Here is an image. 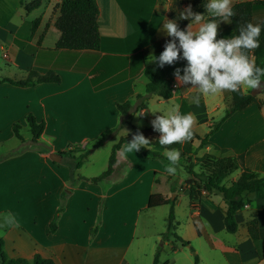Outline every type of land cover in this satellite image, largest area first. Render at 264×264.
<instances>
[{
  "label": "crops",
  "instance_id": "obj_1",
  "mask_svg": "<svg viewBox=\"0 0 264 264\" xmlns=\"http://www.w3.org/2000/svg\"><path fill=\"white\" fill-rule=\"evenodd\" d=\"M30 1L32 0H24L22 4L19 0H0V6L5 10H8L11 4L17 3L16 10L19 16L17 22L7 19L0 23V51L11 61L8 71L14 67L18 70L20 78H24L29 70H35L39 74L53 70L60 76V81L42 82L25 87L0 82V131L5 129L13 134L11 129L13 123L20 122L23 125L27 113L31 112L36 121H44V130L38 141L44 138L43 135L46 132L59 140L47 142L48 146L45 145L48 148L47 152L21 150L0 160V215L11 213L17 221L16 226L0 227V238L6 248L9 232H15L18 238L23 237L26 240L25 248L28 250L24 256L31 258L37 246L29 242L27 238L32 236L34 229L36 231L38 226L44 227L46 234L60 241L61 246L73 247L79 234L76 221L80 220L82 223L85 220L87 223L84 230V242L91 249L92 255L84 262L65 260L66 257L62 256V253L59 256L54 251H50L51 255L43 253L41 255L52 258L56 264H131V260H126L124 251H114L117 249L116 245L120 244L118 238L122 231L117 230L118 226L112 221L113 208L110 206L113 204L115 208L118 198L126 200L129 198L134 211L140 213L143 209H147L148 196L151 193H160L152 188L157 184L156 174L169 175L165 171V159L145 158L137 151L129 153L130 156L127 155L128 158L132 157L133 162L141 160L147 164L150 184L145 189L143 188L145 179L139 173L135 163L132 164V168L130 167L124 179L110 184L111 186L106 189L101 187V183L108 181L107 179L96 184L83 179L78 180L66 199L64 210L57 220L56 230L50 233L48 224L58 206L60 193L68 184L66 181H68L69 170L67 164L59 162L62 156L60 160L54 162L48 154L67 151L79 144L89 143L88 136L94 142L104 130L116 126L119 122V113L115 104L125 100H131L134 103L136 94H144L147 79L143 73V64L152 60L151 55L159 56L165 42L170 39L162 30L163 18L177 19L178 26L184 29L191 22L179 19L180 13L189 5L194 12L201 11L198 6L195 7L192 0H96L97 22L101 37L100 48L75 51L54 49V44L59 37V31L54 22L61 0H40L37 8L26 12L24 4ZM239 1L242 0H231V6ZM42 6L44 10L32 18L33 11ZM55 7L56 13L50 21V14ZM20 9L25 10L27 14L24 16ZM201 13L205 15V21L202 22L216 19L217 39L228 37L231 31L230 21L211 17L205 9ZM36 18L38 22L31 31L32 21ZM50 31L54 33L53 38L47 37ZM2 77L6 76L0 75V78ZM242 91L249 92L243 88ZM190 92H194L196 97H199L198 103L187 102ZM207 95H215L217 104L223 102L224 108L225 103L230 101L228 90L215 94H201L197 88L179 85L175 80L170 98L163 99L152 95L148 97V102L145 101V105L148 106L147 103L160 100L161 103H155L156 109L166 111L176 106L181 112L191 114L193 116L192 135L188 141L195 149L199 146L198 138L204 136L209 125L223 116V114L218 117L212 115L216 112L214 107H210L212 113L207 119L206 112L201 116L197 113L195 106L203 103ZM256 98L262 101V104L258 106L256 103H251L228 116L208 137L209 143L205 145L204 151L210 153L214 150L213 146H217L227 149L230 154H242L245 167L264 175V92L256 95ZM198 124L203 126L201 133L196 130ZM150 126L151 124L144 128ZM62 138H65L64 142L60 141ZM123 148L126 149V144L120 149ZM119 152L120 150L117 152L116 162L120 157ZM18 166H25L27 170H30L26 180L16 181L2 175L3 169ZM35 167L38 169L37 175ZM79 170H74V177L83 176L80 175ZM239 173L240 171H235L234 177L229 182H224V185H229ZM8 174L11 175V172ZM60 174L62 178L58 179L57 176ZM187 193L188 190L185 189L182 194L187 195ZM161 194L165 196V193ZM202 194L199 203L193 210L191 209L190 217L187 218L194 228L193 234L207 232L212 247L219 248L224 254L234 253L240 264H263L264 259L260 258V240L264 238V190H256L253 193V203L244 206L235 215L238 229L235 233H231L233 236L230 237L233 238L227 236V240L219 238L215 241L211 238V233L221 234L224 230L225 205L218 194L207 192ZM101 197H104V207L101 212L100 227L90 239L92 219L88 222L86 218H83L97 216ZM180 197L178 196L177 199ZM253 217L257 220L260 238L258 240L250 239L247 233L246 223ZM0 222H6V218L0 216ZM61 236L63 238H60ZM163 243L164 246H170L168 240ZM180 247L182 246L170 249L175 252ZM108 251H110V257H108ZM166 263L174 264V259Z\"/></svg>",
  "mask_w": 264,
  "mask_h": 264
},
{
  "label": "trees",
  "instance_id": "obj_2",
  "mask_svg": "<svg viewBox=\"0 0 264 264\" xmlns=\"http://www.w3.org/2000/svg\"><path fill=\"white\" fill-rule=\"evenodd\" d=\"M23 4L24 0H19ZM195 7L203 12L205 0H192ZM40 5V0H32L24 4L26 12L37 8ZM234 15L229 18L231 24V31L228 36L237 35L239 29L244 24L261 23L264 24V0H242L232 5ZM98 7L96 0H61L58 4V14L56 16L54 25L59 31V37L57 38L54 49H67V50H98L100 48V32L97 22ZM38 22V18L32 21L31 31L35 28ZM248 56L253 59L257 65L264 67V30L260 36V47L248 51ZM186 61L181 59L176 60L172 65H165L159 67L155 63H151V60L146 61L143 64V73L147 79L144 87V94H136L135 102L125 100L115 104L119 113V123L109 129L104 130L97 140L93 143L92 147L95 148L101 145L109 134L116 132L121 124L127 123L129 114L136 111L142 105V102L149 96L156 95L163 99H168L172 96L173 86L176 77L173 75L174 69L181 68V75H183V66ZM60 76L53 70H48L43 74H39L35 70H29L25 78L12 79L7 77L0 78V82H8L16 86H32L42 82H59ZM261 82L264 83V80ZM229 106L226 108L223 116L209 126L208 131L203 137L199 139V147L208 145V137L212 135L220 126V124L233 112L244 109L251 103H256L258 106L262 104V101L256 98V95H250L240 92L229 91ZM26 123L31 133V141L37 142L40 135L44 130V121H36L33 114L28 112L26 115ZM20 125L15 123L12 125V132L14 136L23 141V137L19 132ZM136 132L142 133L146 138L150 140V143L146 147L142 146L139 152L143 157L149 159H165L162 151H167L171 148L179 149L181 152V161L183 163L185 171L191 175L185 184L188 190V205L190 208H194L199 203L202 197V192L213 193L220 195L224 202V216L223 226L224 230L228 233H235L238 229V224L235 219V215L245 206L252 202L253 193L258 190H264V175H260L257 172L244 166V160L242 154H230L227 149L213 146L214 150L218 151L219 155L214 156L211 153H204L200 157H195V151L190 141H184L169 146H161L158 144L159 133L154 131L152 125L148 128L139 129L132 127V131L121 135L118 140L111 146L110 154L107 161L106 168L99 174L91 177L77 176L74 177V170L79 169L81 166V160L88 155L89 151L79 150L78 148H70L67 151L58 152L62 157L68 158L66 164L68 166V184L61 191L59 196L58 206L48 224L50 233L56 230L57 220L60 213L64 210V205L68 195L71 193L76 185V182L80 179L90 181L91 183H98L104 179H107L114 172V165L116 163L117 152L120 148L130 141L132 135ZM78 152L77 155L74 152ZM43 151H41L42 153ZM8 155V154H7ZM5 155L0 156L2 160ZM196 162H202L203 166L209 168V173L206 177L202 178L193 170V166ZM235 171H240L235 180H232L229 185H224L225 179ZM168 204V219L171 227L175 229L176 223H174V211L173 200L165 198L161 193H151L148 196L146 208H153L160 205ZM100 223V212L97 218L96 225L90 229V239L96 234ZM247 233L250 239L258 240V228L256 218H251L246 223ZM174 237L178 240L182 247L189 244L188 240L183 239L176 234L174 230L171 232H162L161 237L163 240L169 237ZM192 249V247H190ZM160 245H158L154 252L152 264L158 263ZM260 257L264 259V238L260 240ZM198 257L195 255L194 263L197 264ZM0 264H56V262L50 257H44L39 252H34L31 258L22 257H10L4 250V242L0 238ZM165 264V263H164Z\"/></svg>",
  "mask_w": 264,
  "mask_h": 264
},
{
  "label": "rangeland",
  "instance_id": "obj_3",
  "mask_svg": "<svg viewBox=\"0 0 264 264\" xmlns=\"http://www.w3.org/2000/svg\"><path fill=\"white\" fill-rule=\"evenodd\" d=\"M17 7H18L17 3H14L13 5L11 4L8 10H5V8L2 9L0 6V23L5 22L7 19L16 22L19 21V16L17 15V10H16ZM43 10H44L43 6L39 7L38 9L33 11L34 14L31 15V17L35 18ZM20 11L24 16L25 14H27L25 13V10L20 9ZM55 13H56V7L52 10L50 14L49 17L50 21H52ZM29 16L30 15H28V17ZM53 34H54L53 31H50L47 37L53 38ZM8 54L10 53L8 52ZM8 66H11L10 59L5 58L3 56V52L0 51V71H1L0 75L21 79L20 76L18 75L17 72L18 70H16L14 67H11L10 70L8 71L9 69ZM25 77L26 76H24V78ZM194 97H196V94L194 92H190V94L187 96V102L192 103L194 101ZM147 99L148 97L142 102V105L138 110L133 111L129 114L127 123L121 124V127L116 132L109 134L106 137L105 141L101 145L95 147L94 150H92L93 149L92 145L97 140L96 138L99 137L101 134L96 138H94L96 139L94 140V142H92L93 139L88 136L87 141L89 143H82L77 146H74V148L76 147L79 150L87 149L89 151L88 155L81 160V167L79 168L80 170L78 171L80 175L91 177L103 171L107 166L108 157L113 143L116 142L121 135L132 131L133 126L141 129L149 126L151 124V121L155 118V115L160 114L159 112L153 113L151 110L156 109V104L161 103V101L158 100L156 102H151V103L149 102V104L147 103L148 106H146L145 101ZM225 104L226 105L224 108L223 102H220L219 105L217 104V98L215 97V95H207L203 103H199L195 106V110L200 116L204 112H206L207 115L206 119H207L209 114L212 113V111L210 110L212 108L210 107H214L216 109V112L213 113L212 115L218 117L224 114L226 108L229 106V103H225ZM140 112H142V114H139ZM184 112L185 111H183L182 113ZM17 124L20 125L19 132L23 137V141L18 140L15 136H13V134H10L5 129L0 131V156L5 155L4 158H7L15 154L17 151L20 152L21 150H25V151L41 150L43 152H47L48 151L46 150L48 149L46 148L48 146L47 142H52L55 139L56 141L59 140V138L50 136L49 132H46L43 135L44 138L40 139L38 142H32L31 133L26 123V119L24 120L23 125H21L20 122H17ZM202 128L203 126H201V124H198L196 130L201 133ZM71 139H76V138H71ZM64 140L65 138H62L60 141L64 142ZM204 148L205 146L196 147L194 149L195 157H200L204 153H206V151H204ZM165 152L166 151H163V153ZM210 153L213 154L214 156L219 155L218 151L216 150H211ZM74 154L77 155L78 152L76 151L74 152ZM119 155L120 157H118L117 162L114 165L115 171L112 173L110 177L107 178L108 181H103V183H101V187L106 189L107 187L111 186L110 184L124 179V177L128 175L130 167L132 168V164L135 163L136 167L139 170V173L145 179L143 188L144 189L148 188L150 184V180L148 178L149 174L147 173V168H148L147 164L143 163V161L141 160L140 161L134 160L133 162L132 157L128 158L130 154L126 152L124 148L120 149ZM67 160L68 158L63 157L59 162L62 164L63 163L66 164ZM184 161L185 160H183V162L180 161L179 165L177 166L178 171L176 175L156 174V177L155 176L154 177L156 178L155 181H157V184L152 186L154 191L165 193L164 197L173 200V202L177 199L178 196H181L176 200V206L174 209V222L176 223L175 229L171 227V224L168 219V211H169L168 204L160 205L149 209H143L139 213V211H134L132 209V201L129 198H127V200L124 198L121 199L118 198V201H116L115 208L113 204L112 206H110L113 208L112 221H114L116 226H118L117 230L122 231L121 236L118 238V240H120V242L118 243L120 244L116 245L117 249L114 251L116 252L124 251L126 260H131V264H152L153 253L155 252V249H157L158 245H160L158 264H163L164 261L165 264H167L166 261L170 262L172 258L174 259V264H195L194 263L195 255L198 257L199 260L198 264H240L238 262L237 255H235L234 253L224 254L219 248L212 247L210 245V240L207 237L206 234L207 232L198 235L193 234L194 228L190 220H188L190 217L189 214L191 212V209L193 210V208H190L189 205H187V201H188L187 195L182 194L185 191V189H187L185 184L186 180L189 177H191V175L188 174L184 169L183 166V163H185ZM164 163L165 164L167 163L166 160H164ZM202 164H203L202 162H196V164L193 166V170L197 174H199L202 178H204L208 175L209 168L207 166H203ZM34 169L36 170V175H37L38 169H36V167ZM29 171L30 170H27L25 166H21V167L18 166L15 168L3 169L2 175L9 176L16 181H22V180H26L27 173H29ZM8 172H11V175H9ZM233 177H234V173L230 174L225 179L224 182H229ZM57 178L61 179L62 174L57 176ZM103 199L104 197H101L99 201L96 217L91 215L89 217L83 218V219L86 218L88 222H90L89 220L92 219L91 225L93 226L91 228H93L96 225L99 212H100V220H101V212L104 207ZM83 221L84 222L82 223L80 222V220L76 221L78 223L77 229L79 231V234L78 237H76L75 239V245H73V247L70 245L61 246L60 241H56L52 239L50 236H48L45 230L43 229L44 227H41V225L38 226L36 231L34 229L33 231L34 233L32 234V236L28 237L27 239L33 245L37 246L36 252H39L40 254L43 253L45 255H51L50 251H54L59 256L62 253V256L66 257L65 260L73 259L75 262H84L87 258H89L92 255V252L91 249L88 248L87 244L84 242V237H85L84 230H86L85 224L87 223V221L85 220ZM99 227H100V223L98 228ZM88 230H87V236H88ZM172 230H174L176 234L179 235L180 237H183V239L189 241L188 245H186L185 247L178 248L175 252H173L170 248L175 249V247L181 245V243L171 236L168 239H166L170 242V246H166V245L164 246L163 242L165 240H163L161 237L162 232L165 231L171 232ZM132 231H134L133 236H132ZM211 234H212L211 238L214 241L215 239H219V238L221 239L225 238V240H227V236L229 238H233L230 237L233 235H231V233L226 232L225 230L222 231L221 233L222 235L218 233H211ZM7 235H8V244L6 248L4 246V250L7 253V255L10 257L26 258L24 256V254L28 253V250L25 248L26 240L23 237L18 238L15 232H9ZM60 238L63 237L61 236ZM190 247H192V249H190ZM110 251H108L109 253L108 257H110Z\"/></svg>",
  "mask_w": 264,
  "mask_h": 264
},
{
  "label": "clouds",
  "instance_id": "obj_4",
  "mask_svg": "<svg viewBox=\"0 0 264 264\" xmlns=\"http://www.w3.org/2000/svg\"><path fill=\"white\" fill-rule=\"evenodd\" d=\"M204 8L211 17H218L222 21H229L234 15L231 0H205ZM191 23L181 29L177 19L163 18L162 30L168 39L159 56H153L151 63L159 67L172 65L176 60L183 59L186 64L174 69L173 75L179 85H190L201 94H215L224 90L240 92L258 88L264 80V67L256 64L248 56V51L260 47V36L264 24L248 22L240 27L237 35L217 39L218 23L216 19L205 21V15L194 12L187 6L179 16ZM195 25V28H193ZM199 97H194L198 103ZM159 112L151 121L154 131L158 132V144L169 146L188 141L191 138L193 116L182 113L176 106ZM143 112V111H142ZM140 112L139 114H142ZM150 143L142 133L136 132L130 141L126 142V152L134 153ZM167 163L165 171L169 175H176L181 161L179 149L171 148L164 153ZM6 222H0V227L16 226V217L11 213L0 215Z\"/></svg>",
  "mask_w": 264,
  "mask_h": 264
},
{
  "label": "water",
  "instance_id": "obj_5",
  "mask_svg": "<svg viewBox=\"0 0 264 264\" xmlns=\"http://www.w3.org/2000/svg\"><path fill=\"white\" fill-rule=\"evenodd\" d=\"M263 90H264V83L260 82V86L258 88H253L252 90H250L249 94L250 95H257V94L261 93ZM48 157L54 162L61 159V155L59 153H56V152L49 153ZM187 247H189V246H187Z\"/></svg>",
  "mask_w": 264,
  "mask_h": 264
},
{
  "label": "built area",
  "instance_id": "obj_6",
  "mask_svg": "<svg viewBox=\"0 0 264 264\" xmlns=\"http://www.w3.org/2000/svg\"><path fill=\"white\" fill-rule=\"evenodd\" d=\"M246 206V205H245Z\"/></svg>",
  "mask_w": 264,
  "mask_h": 264
}]
</instances>
